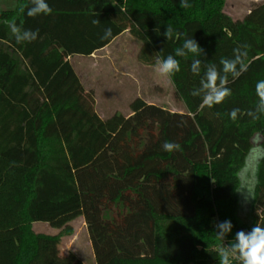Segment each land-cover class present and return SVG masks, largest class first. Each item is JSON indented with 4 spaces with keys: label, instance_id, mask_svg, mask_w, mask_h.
<instances>
[{
    "label": "trees",
    "instance_id": "obj_1",
    "mask_svg": "<svg viewBox=\"0 0 264 264\" xmlns=\"http://www.w3.org/2000/svg\"><path fill=\"white\" fill-rule=\"evenodd\" d=\"M2 1L0 264H73L75 257L59 255L60 235L38 233L34 224L61 227L80 215L96 264H219L236 232L264 227V163L247 210L239 191L252 138L264 133V116L247 114L264 80V2L235 20L225 0H188L189 8L180 0H47L52 13L35 18L20 12L29 0ZM4 20L38 30V39L18 44ZM128 30L142 42L138 58L147 65L175 55L185 38L202 47L203 56L176 57L181 70L171 77L186 112L137 97L130 115H99L95 91L71 57L92 56ZM243 45L249 67L229 76L232 95L202 107L191 93L201 91L204 66L222 67ZM197 58L200 74L191 71ZM234 108L241 110L236 121ZM166 141L181 150L165 151ZM225 220L233 229L223 242L215 225Z\"/></svg>",
    "mask_w": 264,
    "mask_h": 264
},
{
    "label": "clouds",
    "instance_id": "obj_2",
    "mask_svg": "<svg viewBox=\"0 0 264 264\" xmlns=\"http://www.w3.org/2000/svg\"><path fill=\"white\" fill-rule=\"evenodd\" d=\"M180 7L189 8L191 5L188 0H180ZM28 17H37L40 15H50L53 9L47 3V0H29L27 5L20 6V12ZM11 30L18 44L31 43L38 39L39 31L26 29L23 25H18L15 20L2 21ZM94 24H99L98 19L93 20ZM111 35V30L105 31L102 39H106ZM167 40L173 38V29L169 26L164 32ZM179 36V34H177ZM247 45H243L234 49L232 58H223L220 61L222 67L218 68L215 64H207L204 66L205 71L203 79L200 82L201 91L199 93L192 92L193 96L202 97V107L212 108L216 105L224 103L231 95L232 91L228 87L229 76L233 80L239 78L247 71L249 65L246 62L248 57ZM189 54L194 57L204 55V50L194 38H185L180 48L175 50V55L169 54L167 57L156 58V71L165 77L171 78L180 72V61L176 57H187ZM202 61L201 59H193L191 63V71L194 74H200ZM256 95L258 97L254 110H250L247 114L253 120H259L264 116V80H259L255 86ZM239 108H234L229 113L230 119L236 121ZM163 149L168 152L181 150V146L175 142L166 141ZM261 163H264V133L257 132L251 141V147L245 157V167L241 169L239 175L245 179L242 181V187L239 191L247 190L246 195L251 197L252 177L259 169ZM217 237L224 242L225 238L232 232L233 224L230 220L215 225ZM219 264H233V259L239 261V264H264V227L256 224L251 231L245 232L240 230L236 232L235 237L227 245L224 243L219 251Z\"/></svg>",
    "mask_w": 264,
    "mask_h": 264
},
{
    "label": "rangeland",
    "instance_id": "obj_3",
    "mask_svg": "<svg viewBox=\"0 0 264 264\" xmlns=\"http://www.w3.org/2000/svg\"><path fill=\"white\" fill-rule=\"evenodd\" d=\"M2 2L0 0V7L3 5ZM263 2L264 0H225L223 9L233 19L238 20L243 19L251 9ZM141 45L142 42L128 30L115 44L110 46L109 50L101 51L96 56L72 59L86 89L94 90L95 97L96 88L115 81L116 77L129 79L130 94L119 98H100L99 103L95 104V108L102 118H108L115 113L131 114L130 105L139 95L147 102L163 106L171 111H187L184 100L177 96L172 79L160 75L156 71V64L147 65L139 60L138 54ZM123 70L127 76L121 74ZM246 193L245 189L242 192V198L247 210L250 197ZM34 230L46 235L59 234L60 239L57 244L59 255L64 258L75 257L72 259L73 264L77 261H81L83 264H96L93 246L83 216H77L61 227H53L47 222L35 223Z\"/></svg>",
    "mask_w": 264,
    "mask_h": 264
},
{
    "label": "crops",
    "instance_id": "obj_4",
    "mask_svg": "<svg viewBox=\"0 0 264 264\" xmlns=\"http://www.w3.org/2000/svg\"><path fill=\"white\" fill-rule=\"evenodd\" d=\"M125 33L121 34L120 36H118L117 38H115L109 45H107L106 47H104L103 49H100L98 51H96L92 56H96L97 53L101 52V51H107L109 50L110 46H112L113 44H115L117 42V40L123 36ZM74 57H86V56H73L71 57V61ZM90 57V56H89ZM73 63V62H72ZM74 65V64H73ZM74 68L78 74V76L81 78L80 74L77 71V68L74 65ZM126 72L123 70L121 71V74H125ZM124 76H127L126 74ZM82 83L85 86V83L83 82V79L81 78ZM124 80V81H123ZM127 80V81H125ZM128 78L127 77H116L115 81L110 82V83H106L105 85L96 88V103H99V99L103 98V99H108V98H119L122 97L124 95H128L130 94V89L128 88ZM132 80V79H131ZM86 88V87H85ZM140 97V95L138 96ZM142 97V96H141ZM131 100V99H130ZM130 115V114H129ZM39 223V222H38ZM92 243V242H91ZM95 255V254H94ZM96 261V260H95Z\"/></svg>",
    "mask_w": 264,
    "mask_h": 264
}]
</instances>
